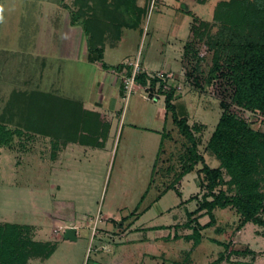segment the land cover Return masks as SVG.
<instances>
[{"label":"rangeland","instance_id":"obj_1","mask_svg":"<svg viewBox=\"0 0 264 264\" xmlns=\"http://www.w3.org/2000/svg\"><path fill=\"white\" fill-rule=\"evenodd\" d=\"M134 1L144 11L142 35L127 30L122 42L115 44L114 32L108 31L105 62H132L139 53L140 68L147 75L172 74V102L178 113L184 109L204 162L211 168L219 167V161L206 147L224 111L221 103L264 133V115L234 106L228 95L229 84L220 76L212 77L217 56L213 37L218 29L212 17L219 0L202 4L197 0ZM51 2L0 0V48L14 47L11 55L20 58V35L31 36L35 20L43 41L48 38L43 34L45 29L58 18L57 41L63 42L62 19L66 14L53 15L57 5ZM56 2L61 6L59 0ZM74 2L64 0V8L76 10ZM200 22L208 26L202 28ZM192 27L199 28L198 33L194 34ZM127 57L130 60L124 62ZM166 59L170 63L167 71ZM70 64L74 65L69 61L65 69ZM83 72L84 81L92 77L91 70ZM143 88L135 84L129 98L119 102L123 115L113 121L109 138L107 133L104 138V130L110 125L106 120L98 141L94 135L89 138L101 148L73 144L58 156L57 142L50 143L42 137L45 135L5 123L7 116H0V223L29 226L34 241L55 245L49 259L35 258L27 264H211L221 255L225 260L219 264H264L261 228L248 223L238 230L239 217L232 209L214 211L216 225L201 231L203 238L193 250L191 241L173 238L175 234H191L184 226L187 213L197 209V202L206 194L207 181L201 163L191 173L180 176L188 165V141L178 133L170 113L166 121L163 119V98L149 102ZM73 90L80 91L77 87ZM3 106H7V100L2 96ZM138 127H149L159 134ZM90 135L85 130L81 136ZM223 176L228 181L224 170ZM172 184H176L180 196L175 189L166 191ZM220 190L232 193L226 185L215 189V193ZM194 218L195 226L209 221L205 212ZM67 227L76 230L75 241L64 239ZM232 250L254 254L229 255Z\"/></svg>","mask_w":264,"mask_h":264},{"label":"trees","instance_id":"obj_2","mask_svg":"<svg viewBox=\"0 0 264 264\" xmlns=\"http://www.w3.org/2000/svg\"><path fill=\"white\" fill-rule=\"evenodd\" d=\"M197 1L202 4L206 0ZM59 4L65 6L64 0H59ZM74 4L77 9L69 10L71 24L82 27L89 60L95 62L102 60L108 31H113V40L119 41L123 29H140L144 15V11L135 6L134 0H75ZM212 20L213 25L218 28L213 37L217 56L211 70L212 77L220 76L229 84L231 90L228 95L234 106L264 115V0H219ZM207 26V23L200 22V27ZM192 28L194 34L198 33L199 28ZM102 67L109 68L104 64ZM122 68L123 64L113 67L117 72H121ZM135 82L147 88L150 98L154 92L163 96L166 114H171L172 123L178 133L188 141V165L180 176L191 173L195 165L201 163V173L207 181L205 187L203 186L206 194L197 202V209L187 213L188 220L184 226L191 230V234L183 237L175 234L173 238L191 241L193 250L203 238L201 231L216 225L214 211L218 209L235 211L239 217L238 230L252 223L261 228V236L264 237V133L231 113L228 106L221 103L224 111L206 147L220 164L217 168H211L197 151V142L188 125L184 109H181L182 114L178 113L172 102L174 91L168 88L169 91L164 92V83L156 78L150 79L145 72L137 74ZM36 94L48 97L43 93ZM25 104L27 105V100L23 102L20 113L7 116L4 122L18 125L25 131L45 135L52 140L58 141L60 138L65 142L63 144L73 142L101 148V144L93 143L89 139L94 135V140L98 141L97 138L101 135L99 125L91 124L87 118L89 115L82 114L83 110L78 104L71 108L59 104L54 115H45L46 110L42 108V104L35 111L29 110V107L24 108ZM69 124L72 125L67 128ZM107 129L104 131V138ZM85 130L91 133L89 137L81 136ZM95 131L96 134H93ZM85 137L86 139H82ZM223 170L229 178L228 181H224ZM175 185L172 184L166 191L175 189ZM221 185H226L232 193L229 195L222 190L215 193V189ZM175 191L178 196L181 195L176 189ZM193 198L189 200H195ZM137 209L138 207L134 210ZM202 212L209 216V221L202 226L193 225L197 221L194 216ZM166 228L168 227L155 229ZM213 242L227 247L225 243ZM54 251V244L34 241L29 226L0 223V264H27L35 258L47 260ZM230 254L238 256L254 253L250 250H232ZM223 260L225 258L221 255L211 264H219Z\"/></svg>","mask_w":264,"mask_h":264},{"label":"crops","instance_id":"obj_3","mask_svg":"<svg viewBox=\"0 0 264 264\" xmlns=\"http://www.w3.org/2000/svg\"><path fill=\"white\" fill-rule=\"evenodd\" d=\"M51 1L53 5H57V9H54L53 12L49 9V12L55 13L53 15L56 17L61 15H56V13L66 14L64 15L66 18L62 19L65 28L61 31L65 39L61 43L57 41L56 33L59 32V26H57L58 18L57 20H52L48 29H45L46 31L43 34L48 36V38H45L43 41L41 38L42 31L39 30L37 20H35L31 25V36L26 35V37L29 36L31 38L26 39L24 34L20 35V48L18 47L20 58H17L19 61L16 59L17 56L13 57L11 55L14 47L8 48L5 45L0 48V97L3 96L7 100V106L0 107L2 111L0 112V116L4 117L14 113H20L19 110L23 107V102L25 103L26 100L27 105L25 104L24 108L29 107V110L35 111L39 110L42 104V108L46 110L45 115L56 114L59 104H64L66 108L67 106L71 108L78 104L83 110L82 114L89 115L87 118L91 121V124L95 126L99 125L100 132L102 131L105 120V122L110 124L107 132H105L109 138L113 121L116 118H122L123 115L119 109V102L129 98V95H126L122 88L120 72L112 69L122 64V62L116 65L107 64L104 60L106 54L105 47L101 62L90 61L85 40L86 36L82 28L79 29V25L71 24L70 12L64 6H58L56 0ZM27 15L30 16L32 13H28ZM127 30L138 31L142 35L141 29H123L121 39L115 41V44L122 42L124 32ZM126 60H130V58H125L124 62ZM69 61H72L74 65L71 66L70 64L65 69V64L69 63ZM165 62L166 68L164 70L167 71L170 68V63L168 60ZM101 63L109 68H103ZM111 66L113 67L111 68ZM142 69L144 71V68ZM88 70H91L92 77L84 81L82 79L83 71L88 72ZM14 71H16V74H12ZM66 72L68 73V77L66 76L67 79L64 78ZM73 87L79 88L80 91H74ZM34 93H43L48 95V97L45 98L38 94L34 95ZM145 100L154 102L147 98ZM166 115V112H164L163 119L165 121ZM112 117L113 120L111 119ZM71 125H67V128ZM139 129L159 134L158 130L149 127ZM42 137L50 143L57 142L55 147L58 149L56 150L58 151V156L68 146L75 144L73 142L63 144L65 142L60 138L56 141L47 136ZM75 145L82 146L80 144ZM83 147L93 148L91 146ZM58 156L56 160H58ZM34 227L36 228V226ZM69 228L74 229V227H67V229Z\"/></svg>","mask_w":264,"mask_h":264},{"label":"built area","instance_id":"obj_4","mask_svg":"<svg viewBox=\"0 0 264 264\" xmlns=\"http://www.w3.org/2000/svg\"><path fill=\"white\" fill-rule=\"evenodd\" d=\"M140 72H143V70L140 68V64H139V53H138L135 61H132V62L126 61L125 63H123V68L120 72V75H121V85H122V88H123L126 95H130V93H132V90H134V87L136 84L135 77ZM148 76L150 79L156 78L159 81L163 82L164 83V86H163L164 92L168 90V88L172 84L171 82L174 79L172 74H165L163 72L155 73L154 75H148ZM143 89L147 90L146 87H144ZM176 89H177V87H176ZM177 90L179 91L180 88H178ZM146 95H147L146 98L151 100V101L159 100L160 97L163 98V96H161V95L159 96V94H157L155 92L152 94L151 98L149 97L148 93H146Z\"/></svg>","mask_w":264,"mask_h":264},{"label":"water","instance_id":"obj_5","mask_svg":"<svg viewBox=\"0 0 264 264\" xmlns=\"http://www.w3.org/2000/svg\"><path fill=\"white\" fill-rule=\"evenodd\" d=\"M63 237L65 240L75 241L76 240V230L73 228L66 229Z\"/></svg>","mask_w":264,"mask_h":264}]
</instances>
